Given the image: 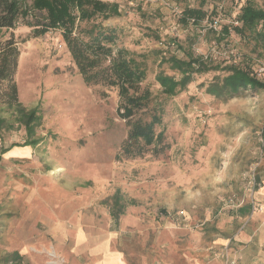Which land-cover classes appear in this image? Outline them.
<instances>
[{
    "label": "rangeland",
    "instance_id": "rangeland-1",
    "mask_svg": "<svg viewBox=\"0 0 264 264\" xmlns=\"http://www.w3.org/2000/svg\"><path fill=\"white\" fill-rule=\"evenodd\" d=\"M34 1L20 0L27 16L0 31L18 50L16 101L39 123L28 138L0 83V264H105L106 254L124 264H264V90L205 93L231 66L264 82V21L233 30L242 7L264 12V0H100L119 15L74 21L84 43L94 25L113 33V56L145 72L135 118L155 114L162 138L135 158L121 151L118 88L83 82L64 29ZM186 8L206 17L184 24ZM172 57L206 71L170 96L156 76L181 78Z\"/></svg>",
    "mask_w": 264,
    "mask_h": 264
},
{
    "label": "trees",
    "instance_id": "trees-1",
    "mask_svg": "<svg viewBox=\"0 0 264 264\" xmlns=\"http://www.w3.org/2000/svg\"><path fill=\"white\" fill-rule=\"evenodd\" d=\"M20 0H0V31L13 29L19 19H24L28 12L22 7ZM34 6L38 9H45L49 21V27L59 26L64 29L63 40L66 48L74 62L78 73L86 85L102 84L108 87H117L121 99L119 109L122 110L120 118L125 120L128 126L127 137L122 143L121 151L125 158L140 157L146 153V147L158 144L162 138L161 133L155 134V126L159 124V118L153 114L149 121L135 118L140 110L144 109L147 101V93L137 95L139 85L145 78L144 70L132 58H126L121 51H117L113 56L112 49L107 46L114 42V35L92 26L86 34L89 41L84 43L79 36L72 34L74 21L78 18L79 22L88 21L100 14L106 18L118 16L119 11L116 4H109L100 0H35ZM76 10L77 16L74 15ZM206 14L201 9L186 8L182 13V22L186 24L191 21L198 25ZM242 27H235L233 30L237 34L249 29L255 31L257 25L264 21V12L250 5L241 8V13L237 19ZM224 35L228 34V29L223 27ZM46 28L36 31L42 35ZM81 33V31L79 32ZM18 50L15 42L10 38L0 41V83L8 84L9 102L16 105L18 120L27 133V137H34V130L39 125L36 117V110H26L16 101V87L13 76L17 66ZM172 68L181 72V78L175 80L173 77L156 76L157 83L161 86L164 93L174 95L182 90L191 81L193 73H203L206 71L203 62L196 59L182 61L172 57L170 59ZM248 89L264 90V82L257 79L251 72L238 67H229V74L221 81L210 82L205 93L216 97L224 98L236 94L238 91ZM37 120V121H36ZM264 141V129L262 131ZM30 140L29 144H33ZM162 149L154 150V154L162 153ZM12 256L20 258L18 254H6L4 261Z\"/></svg>",
    "mask_w": 264,
    "mask_h": 264
},
{
    "label": "crops",
    "instance_id": "crops-1",
    "mask_svg": "<svg viewBox=\"0 0 264 264\" xmlns=\"http://www.w3.org/2000/svg\"><path fill=\"white\" fill-rule=\"evenodd\" d=\"M258 197H264V187L257 193ZM107 261L105 264H124L117 256L106 254Z\"/></svg>",
    "mask_w": 264,
    "mask_h": 264
}]
</instances>
